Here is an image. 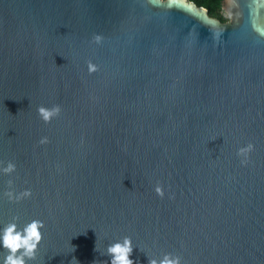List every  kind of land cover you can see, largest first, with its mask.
I'll use <instances>...</instances> for the list:
<instances>
[{
  "label": "water",
  "instance_id": "95a60500",
  "mask_svg": "<svg viewBox=\"0 0 264 264\" xmlns=\"http://www.w3.org/2000/svg\"><path fill=\"white\" fill-rule=\"evenodd\" d=\"M221 6L0 0V235L43 222L26 264L125 237L136 264H264V0Z\"/></svg>",
  "mask_w": 264,
  "mask_h": 264
},
{
  "label": "clouds",
  "instance_id": "9594fccd",
  "mask_svg": "<svg viewBox=\"0 0 264 264\" xmlns=\"http://www.w3.org/2000/svg\"><path fill=\"white\" fill-rule=\"evenodd\" d=\"M99 39V37H97ZM89 71H95L92 65H89ZM60 107L55 106L51 109L44 106L39 107L38 113L45 122H50L53 116L58 115ZM46 138L41 140V143H45ZM253 149V145L249 144L246 148H241L238 154L249 153ZM247 163V160L242 161ZM15 169V165L9 162L8 166L4 169L5 173H10ZM155 191L158 195L163 196L164 192L159 185ZM9 198L13 197L11 192L7 193ZM30 191H26L22 195H30ZM43 222L39 220H33L22 229L18 230L16 223H9L0 235V242H2L3 248L7 250V255L4 258L3 264H26V259H34L38 245L42 240V233L40 231L43 228ZM132 241L130 238L125 237L122 242H115L110 244L107 248V255L111 258V264H136L131 258L133 253ZM148 264H180L179 257H171V254L165 255L159 261L157 259H149Z\"/></svg>",
  "mask_w": 264,
  "mask_h": 264
},
{
  "label": "trees",
  "instance_id": "16d2710c",
  "mask_svg": "<svg viewBox=\"0 0 264 264\" xmlns=\"http://www.w3.org/2000/svg\"><path fill=\"white\" fill-rule=\"evenodd\" d=\"M197 5L205 6L209 9V14L221 21H226L228 18L222 10V0H191Z\"/></svg>",
  "mask_w": 264,
  "mask_h": 264
}]
</instances>
